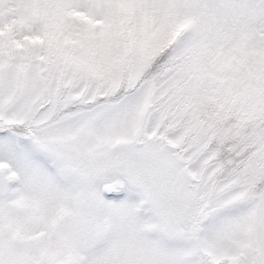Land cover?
Wrapping results in <instances>:
<instances>
[{
    "label": "snow or ice",
    "instance_id": "6c2138e0",
    "mask_svg": "<svg viewBox=\"0 0 264 264\" xmlns=\"http://www.w3.org/2000/svg\"><path fill=\"white\" fill-rule=\"evenodd\" d=\"M0 264H264V0H0Z\"/></svg>",
    "mask_w": 264,
    "mask_h": 264
}]
</instances>
